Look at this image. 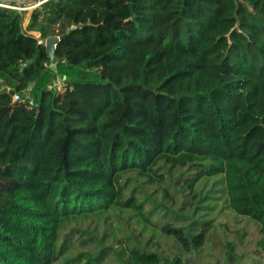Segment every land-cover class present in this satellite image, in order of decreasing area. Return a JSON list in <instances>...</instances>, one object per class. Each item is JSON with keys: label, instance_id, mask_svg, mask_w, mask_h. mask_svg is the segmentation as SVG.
<instances>
[{"label": "trees", "instance_id": "obj_1", "mask_svg": "<svg viewBox=\"0 0 264 264\" xmlns=\"http://www.w3.org/2000/svg\"><path fill=\"white\" fill-rule=\"evenodd\" d=\"M23 20L0 8V90L21 100L0 94V264H184L220 192L264 256V0H51Z\"/></svg>", "mask_w": 264, "mask_h": 264}, {"label": "rangeland", "instance_id": "obj_2", "mask_svg": "<svg viewBox=\"0 0 264 264\" xmlns=\"http://www.w3.org/2000/svg\"><path fill=\"white\" fill-rule=\"evenodd\" d=\"M55 83L59 84L60 79L56 78ZM213 183L210 182L208 186H212ZM214 190L222 191L223 188L220 184H217ZM149 194V192L143 193L144 196H150ZM217 196L220 197V200L218 201V207L212 213L213 217H211V220L213 222L208 242L197 256H185L184 260H190V264H219L216 259L220 258L221 262L223 261L226 251L225 245L227 242H231L234 245L239 264H264V256L257 251L256 247V242L259 238L257 225L248 222V219L244 217H239L235 220L230 218L233 213L225 208L222 192L218 193ZM169 215L159 221L172 222ZM163 248L166 250L167 246Z\"/></svg>", "mask_w": 264, "mask_h": 264}, {"label": "built area", "instance_id": "obj_3", "mask_svg": "<svg viewBox=\"0 0 264 264\" xmlns=\"http://www.w3.org/2000/svg\"><path fill=\"white\" fill-rule=\"evenodd\" d=\"M51 0H0V8H5L11 11L18 12L25 16L31 14L35 9L41 7L43 4L49 2ZM238 2L240 0H234ZM53 88L61 92L62 91V83L60 81L59 84L54 83ZM21 101L18 95L13 96V102Z\"/></svg>", "mask_w": 264, "mask_h": 264}, {"label": "water", "instance_id": "obj_4", "mask_svg": "<svg viewBox=\"0 0 264 264\" xmlns=\"http://www.w3.org/2000/svg\"><path fill=\"white\" fill-rule=\"evenodd\" d=\"M60 39H61L60 37H50L45 40V46L47 47V54L49 58V61L46 64V66L50 67L52 70H55V66H56V58L54 56V50H55L57 43L60 41ZM36 61H37V55L31 61L25 64L24 67L27 66L28 64H33ZM2 93H8L11 96L14 95L13 91L7 90L6 88H2L0 90V94ZM190 263H191L190 260H185V264H190Z\"/></svg>", "mask_w": 264, "mask_h": 264}, {"label": "crops", "instance_id": "obj_5", "mask_svg": "<svg viewBox=\"0 0 264 264\" xmlns=\"http://www.w3.org/2000/svg\"><path fill=\"white\" fill-rule=\"evenodd\" d=\"M29 17H30V14L26 15L25 16V19L23 20V27L25 28L27 23H28V20H29ZM34 38H39V33H36V32H31L30 33Z\"/></svg>", "mask_w": 264, "mask_h": 264}]
</instances>
